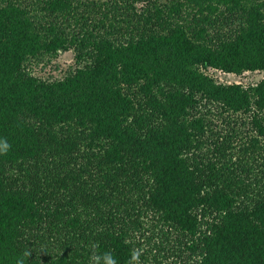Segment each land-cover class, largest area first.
<instances>
[{
    "label": "trees",
    "instance_id": "1",
    "mask_svg": "<svg viewBox=\"0 0 264 264\" xmlns=\"http://www.w3.org/2000/svg\"><path fill=\"white\" fill-rule=\"evenodd\" d=\"M0 138V264H264V0H0Z\"/></svg>",
    "mask_w": 264,
    "mask_h": 264
},
{
    "label": "rangeland",
    "instance_id": "2",
    "mask_svg": "<svg viewBox=\"0 0 264 264\" xmlns=\"http://www.w3.org/2000/svg\"><path fill=\"white\" fill-rule=\"evenodd\" d=\"M73 63V52L67 51L62 53L59 57L55 58L54 61H51L49 64H40L35 67V72L44 77H62L65 74V71ZM215 77L219 79H225V75L222 72L217 71ZM242 81L243 85L247 86L249 83H252L255 80V77L250 75L247 77L238 78ZM234 80L233 78L229 79V82ZM235 81V80H234Z\"/></svg>",
    "mask_w": 264,
    "mask_h": 264
},
{
    "label": "clouds",
    "instance_id": "3",
    "mask_svg": "<svg viewBox=\"0 0 264 264\" xmlns=\"http://www.w3.org/2000/svg\"><path fill=\"white\" fill-rule=\"evenodd\" d=\"M10 147L11 146L8 143L7 138H0V154L6 153L10 149ZM97 248V245H92L88 264H119L118 259L112 254L111 251L100 253ZM23 255L25 257H29L31 255V252L25 251ZM141 255L142 250L133 249L131 251L130 258L127 264H141ZM17 264H23V260H18Z\"/></svg>",
    "mask_w": 264,
    "mask_h": 264
},
{
    "label": "built area",
    "instance_id": "4",
    "mask_svg": "<svg viewBox=\"0 0 264 264\" xmlns=\"http://www.w3.org/2000/svg\"><path fill=\"white\" fill-rule=\"evenodd\" d=\"M219 72H221V70H218ZM245 74H249L248 72H246ZM235 81L234 82H237V83H240V84H242V81L241 80H239L238 78H241V77H232Z\"/></svg>",
    "mask_w": 264,
    "mask_h": 264
}]
</instances>
